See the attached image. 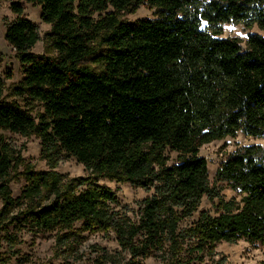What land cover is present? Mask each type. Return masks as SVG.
<instances>
[{"label": "trees", "instance_id": "obj_1", "mask_svg": "<svg viewBox=\"0 0 264 264\" xmlns=\"http://www.w3.org/2000/svg\"><path fill=\"white\" fill-rule=\"evenodd\" d=\"M19 1L40 7L54 56L30 51L39 37L20 16ZM141 4L154 8L156 18L117 19ZM256 4L264 0L11 3L18 17L6 24L4 40L23 66L11 96L38 103L42 113L33 117L4 100L0 76V131L35 136L49 168L73 158L93 178L128 182L150 195L131 220L114 211V192L89 184V177L64 180L28 169L19 197L11 196L6 181L0 184V229L50 232L80 223L84 231L111 230L119 251L100 249L93 264H142L149 257L184 264L210 259L222 242L264 245V151L245 146L219 166L215 182L238 196L228 201L210 185L207 162L199 156L200 147L215 140L264 135V37L250 34L245 49L236 38L216 37L219 24L244 22ZM93 14L101 19L94 21ZM259 17L255 22L264 31V15ZM97 36L95 49L90 43ZM88 59L98 69L83 63ZM12 161L0 137V178ZM203 198L217 200L213 214L199 210ZM1 240L9 248L18 243L6 230Z\"/></svg>", "mask_w": 264, "mask_h": 264}, {"label": "rangeland", "instance_id": "obj_2", "mask_svg": "<svg viewBox=\"0 0 264 264\" xmlns=\"http://www.w3.org/2000/svg\"><path fill=\"white\" fill-rule=\"evenodd\" d=\"M15 0H0V76L4 79L3 99L19 104L28 110L33 116L37 117L42 113V108L38 103L25 105L20 99L11 96L12 87L16 86L23 76V66H21L14 57V50L4 40L6 24L14 21L18 15L12 13L11 3ZM199 4L207 3L211 0H198ZM22 18L33 23L37 28L39 40L31 48V52L37 55L54 56L55 53L50 50L47 43L46 34L50 31V26L44 24L40 19V7L24 1L18 2ZM249 17L244 22H226L217 26L218 38H236L240 46L246 48V40L250 34H257L264 37V31L259 27L255 19H260L259 13L264 15V4L254 5ZM109 11H112L109 9ZM116 17L121 22H134L139 19L156 18V10L146 4L139 5L134 12H120ZM91 18L96 21L101 19L98 14H93ZM201 28L212 31L205 21H201ZM101 36V35H100ZM100 36L90 43L92 48L97 49L100 42ZM91 68L98 69L91 59L84 60ZM7 75L10 76L7 79ZM0 137L4 143L9 145L13 156L12 166L8 175L0 178V184L8 183L10 194L13 198L21 195L26 182L24 173L30 169L36 172H54L60 175L64 180L74 178L89 177V184L102 186L114 192L117 198V205L114 211L120 214L125 213L131 220H136L139 213V204L150 192L133 186L124 181H116L103 178H93L84 166L77 163L73 158H64L58 162L55 168H49L46 161L40 155V141L33 135L19 136L10 134L6 131H0ZM255 145L264 151V135L262 137L245 136L237 133L233 137H225L221 140H215L204 144L199 149V156L207 162L208 181L211 186L218 189L219 197L224 201L232 198L238 199L237 194L232 191L225 183L215 182V174L219 166L236 150ZM174 156H172L173 158ZM82 186L80 189H84ZM217 200L210 201L207 198L201 200L199 210H206L214 213ZM1 208V199H0ZM13 214H16L14 212ZM188 219L182 223L185 226L191 223ZM6 232L16 235L17 244L13 248L0 241V264H93L97 256V251L105 249L109 253L119 251L114 233L109 230L84 231L80 223H75L71 229H56L50 232H35L28 229H22L18 232L13 229V225H7ZM5 230L0 229V235ZM215 255L210 259L204 257L203 261H195L184 264H214V262L223 260L224 264H264V245L260 243L250 244L244 240H238L235 243H219L214 248ZM142 264H163L159 259L149 257ZM164 264H169L166 262Z\"/></svg>", "mask_w": 264, "mask_h": 264}]
</instances>
